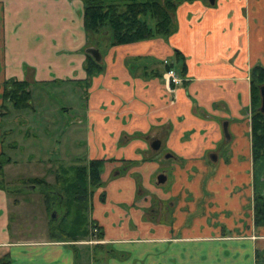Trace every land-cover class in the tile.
<instances>
[{"label":"crops","instance_id":"obj_1","mask_svg":"<svg viewBox=\"0 0 264 264\" xmlns=\"http://www.w3.org/2000/svg\"><path fill=\"white\" fill-rule=\"evenodd\" d=\"M83 8V0H0V172L12 166L3 149L4 82L81 85L87 50L98 49L103 71L86 84L83 121L84 158L105 159L89 214L102 236L18 237L0 184V264H264L249 118L251 69L264 67V0L184 2L167 40L111 47L107 36L90 43ZM165 58L185 79L173 101ZM152 139L172 155L164 157L173 160L171 190L152 183L163 166Z\"/></svg>","mask_w":264,"mask_h":264},{"label":"trees","instance_id":"obj_2","mask_svg":"<svg viewBox=\"0 0 264 264\" xmlns=\"http://www.w3.org/2000/svg\"><path fill=\"white\" fill-rule=\"evenodd\" d=\"M194 0H83L84 27L89 36H107L108 46L138 42L153 38L167 39L176 30L175 12L183 2ZM148 21L152 22V26ZM98 45V44H97ZM89 84L94 76L103 71L101 62L87 54L85 61ZM251 152L254 164L264 159V115L259 111V86L264 84V67L251 69ZM3 101L15 110L32 108L30 83L26 80L9 79L4 82ZM5 161L10 158L5 157ZM104 159H90L61 166L54 182L44 178L28 179L30 184L44 190L46 209L51 207L56 214L49 219L50 238L57 241L75 242L90 237V228L96 224L88 217L91 196L102 186L101 171ZM254 179L253 221L255 226H264V190ZM53 187H57L52 188ZM52 188V191H51ZM50 199L52 201H50ZM99 229L97 237H101Z\"/></svg>","mask_w":264,"mask_h":264},{"label":"rangeland","instance_id":"obj_3","mask_svg":"<svg viewBox=\"0 0 264 264\" xmlns=\"http://www.w3.org/2000/svg\"><path fill=\"white\" fill-rule=\"evenodd\" d=\"M203 1L207 3L209 0ZM148 22L151 26L153 25L151 21ZM102 35L92 36L90 43L96 44V38H101ZM101 48L100 45L99 49L101 50ZM24 62L30 65L27 60H24ZM37 62L41 65L46 60L41 59ZM51 63L56 62L51 61ZM26 64L24 68L22 67V70H24L22 72L26 71ZM18 69V65L13 66L12 72L18 71L20 73L21 71ZM45 77L43 79L46 80L48 76ZM30 90L32 108L15 110L11 104H7L9 114L7 113L3 118V130L5 128L7 130L3 132V149L6 157L12 159V166L5 171L1 169L0 184L8 192L11 226L12 229H17L18 237L51 239L49 219L54 210L52 207L51 210L46 209L44 190L47 189V186L41 185L43 190H40L37 187L35 188V185L30 184L28 179L41 177L53 183L62 165L68 167L86 160V158L84 159L86 126L83 117L87 90L86 85L73 84L72 82L64 83L59 80L55 83L45 82L31 85ZM64 107H69V110H65ZM77 118L82 123H78ZM29 119L33 120V124L29 122ZM27 133L28 135H26ZM164 151V148H162L161 153L164 156L161 170H167L169 173L168 181L165 185L156 184L157 175L153 176L151 180L155 186L158 185L157 187L162 189L171 190L170 181L173 173L171 164L173 160L165 159L167 152ZM58 152L59 155H57ZM262 161L256 162L253 168L255 182L260 186V189L264 190V181L262 180L264 176V159ZM52 188L55 187L52 186ZM50 201L52 200L50 199ZM156 201L159 203L158 199ZM169 203L170 201L162 202L164 209L166 208V213H163L165 217H167L166 214L172 211L168 206ZM90 231L91 237L73 243L96 238L97 234L92 232L91 229Z\"/></svg>","mask_w":264,"mask_h":264},{"label":"flooded vegetation","instance_id":"obj_4","mask_svg":"<svg viewBox=\"0 0 264 264\" xmlns=\"http://www.w3.org/2000/svg\"><path fill=\"white\" fill-rule=\"evenodd\" d=\"M214 1V0H213ZM185 2H187V1H185ZM184 3V2H183ZM183 3H181V4H183ZM207 3H211L210 2V0L207 2ZM214 3V2H213ZM180 4V5H181ZM212 4V3H211ZM179 5V6H180ZM178 6V7H179ZM177 7V8H178ZM90 55V54H89ZM93 58V57H92ZM166 59V58H165ZM95 60V59H94ZM163 61V60H162ZM98 62V61H97ZM170 62V61H169ZM162 64H163V62H162ZM170 64H171V62H170ZM172 65V64H171ZM164 66V69H166V66L165 65H163ZM165 71V70H164ZM164 73V72H163ZM182 77V76H181ZM162 78H163V74H162ZM184 79V78H183ZM163 80H164V78H163ZM184 81H185V79H184ZM183 81V82H184ZM164 82V81H163ZM83 85H86V83H82ZM183 84V83H182ZM181 85V84H180ZM264 84H261L260 86H259V90H258V94H259V97H260V104H259V111H260V106H261V95H260V87L261 86H263ZM176 87L177 86H175V91H176ZM164 88H165V85H164ZM166 91V90H165ZM174 94H175V92H174ZM170 95V94H169ZM173 96H175V95H173ZM172 95H170V97H171V101H172V98L174 99V97H173ZM32 107H33V105H32ZM261 112V111H260ZM262 113V112H261ZM263 114V113H262ZM264 115V114H263ZM249 118H250V124H251V107H250V111H249ZM156 140H159V139H152L151 141H150V144H149V146H150V148H151V144L152 143H154ZM160 141V140H159ZM160 147H161V141H160V146L158 147V149H152L151 148V150L152 151H161L160 150ZM163 156H164V154H163ZM171 154L170 153H166L165 154V157L166 158H171ZM85 159V158H84ZM90 160V159H89ZM105 160V159H104ZM81 161V160H80ZM88 160L86 159V160H84V161H82V162H87ZM105 162V161H104ZM81 163V162H80ZM103 168V167H102ZM167 172V171H166ZM166 172L164 171V170H161V172L160 173H158L157 174V176H156V184H158V185H160V184H163V183H165V181H166V179H167V175H166ZM101 174H102V171H101ZM161 174H163V175H165V177H166V179H165V181L163 182V183H159L158 182V176L159 175H161ZM100 177H101V175H100ZM136 179H137V184H138V186L139 187H141V183H140V180H138L139 179V177H138V175H136ZM101 182H102V180H101ZM102 185H103V182H102ZM96 190V189H95ZM94 190V191H95ZM254 192V191H253ZM92 197V196H91ZM252 199H253V197H252ZM90 203H91V200H90ZM159 205H160V203H157V207H159ZM163 208V207H162ZM252 208H253V205H252ZM90 209H91V205H90V208H89V214H90ZM165 210H166V208H165ZM53 212V211H52ZM90 218V217H89ZM91 230H92V232H95L96 234H97V232H99V228L97 227V225L96 226H94V227H92V228H90ZM97 238V237H96Z\"/></svg>","mask_w":264,"mask_h":264},{"label":"built area","instance_id":"obj_5","mask_svg":"<svg viewBox=\"0 0 264 264\" xmlns=\"http://www.w3.org/2000/svg\"><path fill=\"white\" fill-rule=\"evenodd\" d=\"M162 62H163V65L166 66V69L163 73L165 90L167 91L168 94L173 96L175 92V89H174L175 86L182 84L184 79L176 72V70L170 64L168 59H163ZM172 101H173V98H172Z\"/></svg>","mask_w":264,"mask_h":264},{"label":"water","instance_id":"obj_6","mask_svg":"<svg viewBox=\"0 0 264 264\" xmlns=\"http://www.w3.org/2000/svg\"><path fill=\"white\" fill-rule=\"evenodd\" d=\"M210 2L213 4V0H210ZM88 54H90L93 59H95L96 61L100 62L101 61V55L98 49L96 48H89L87 50ZM260 95H261V106H260V111L264 114V85L260 87ZM160 146V141L156 140L154 143L151 144V148L152 149H158V147ZM166 177L165 175L161 174L158 176V182L159 183H163L165 181ZM56 216V212L53 211L51 214L50 219H55Z\"/></svg>","mask_w":264,"mask_h":264}]
</instances>
